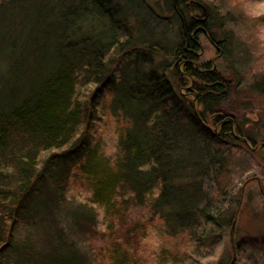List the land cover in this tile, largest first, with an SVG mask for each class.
Listing matches in <instances>:
<instances>
[{
  "label": "trees",
  "instance_id": "obj_1",
  "mask_svg": "<svg viewBox=\"0 0 264 264\" xmlns=\"http://www.w3.org/2000/svg\"><path fill=\"white\" fill-rule=\"evenodd\" d=\"M243 2L0 0V263L143 264L128 232L157 222L168 237L154 264H233V237L228 261L205 256L233 232L245 190L220 178L223 146L264 149L231 101L245 89L264 96L248 48L264 14L245 44L235 23ZM201 35L224 63L198 61ZM72 178L90 190L79 204ZM134 204L149 208V222L117 229ZM75 231L104 244L85 251Z\"/></svg>",
  "mask_w": 264,
  "mask_h": 264
},
{
  "label": "rangeland",
  "instance_id": "obj_2",
  "mask_svg": "<svg viewBox=\"0 0 264 264\" xmlns=\"http://www.w3.org/2000/svg\"><path fill=\"white\" fill-rule=\"evenodd\" d=\"M147 1L151 4H155L158 0ZM239 11H242V17L241 20H239V16L236 14L237 18L235 23L237 22L245 28L246 32L244 36H239L240 40L242 39L245 43L247 41L246 36L251 35V30L247 26H252L253 21L258 20L259 15L264 14V0H246V2H243L242 9L237 11L238 14ZM168 13L169 12H165V14ZM257 27L258 30L254 36L255 39L252 40L251 46L248 48L252 50L251 55H253V59L250 60L249 64L253 62L260 68V70H258V68L255 67L252 74L257 72L256 76L259 78L260 73L264 71V23L259 22ZM200 42L203 45L198 55V61L200 63L209 61L215 64L218 62L224 63V59L220 58L221 51L210 38L201 35ZM248 76H251V74ZM249 81L250 80L244 81L242 86L248 85ZM232 95L231 101L234 102L236 106L241 105L240 107L243 108L240 115L237 116L236 113V115H234L238 121L245 122L244 129L255 135V137L264 136V96L257 92H248L247 89L239 94L234 93ZM106 99L107 96L105 95L102 102L105 103ZM240 107H237L238 111ZM97 125L100 133L107 131L105 132L107 138L104 141L105 152H113L116 136L110 130L112 127H106L104 119L103 121L97 122ZM95 128L97 129V127ZM257 141L261 143L255 148L251 143H248V145L246 142L241 141L231 143L229 146H223L225 152L229 154L230 161L228 162V173L222 175L220 178L222 181L228 180V183H231L232 187L230 190L233 191L235 189L234 194L238 193L237 191L241 185L244 186L245 190L241 194L240 199H242V201L240 202L242 203H240V208L238 209V216L233 232L231 233V229L228 228L225 230L226 233L222 236L219 243L209 248L206 252V260H212L214 263H218L219 259H222L224 262L228 261L232 252L231 237H233L236 246L235 261L233 264H264V149H260V146L263 144L262 140ZM71 180L73 184L70 195L73 198V204H79V201H85L84 199L89 195L90 190L86 189L85 186L79 185L75 182L74 178ZM207 182L208 188L214 187L212 180H207ZM234 205L235 208L239 204L235 202ZM99 212L101 223L99 222L100 226L98 230L104 231L106 230V226L103 224V221L106 220L105 212H102L100 209ZM152 216V212L149 208L146 209L134 204L133 208L130 207L127 214L124 215L125 218L120 219L118 217L115 219L116 228L129 227L128 229H132L131 227L136 222H149ZM61 219L65 222L64 224L66 227L69 228L68 217L63 216ZM160 225V223L151 222L145 225L147 228H145L146 230L141 228L143 226L138 228L135 226V230L128 232L132 245L135 247L133 250L136 252L138 251L137 258L144 262L143 264H154L155 258L161 250L159 246L168 237L161 232ZM28 231L29 229H22L17 233L20 236L26 234ZM71 235L78 241V244L83 250H87L88 252L92 250L90 240L94 238L86 241L87 238L76 231L71 233ZM97 238L98 239H94L93 243L100 247L104 244V242L100 240L102 238L100 233L97 235ZM8 262V259L4 258L0 264H7Z\"/></svg>",
  "mask_w": 264,
  "mask_h": 264
},
{
  "label": "water",
  "instance_id": "obj_3",
  "mask_svg": "<svg viewBox=\"0 0 264 264\" xmlns=\"http://www.w3.org/2000/svg\"><path fill=\"white\" fill-rule=\"evenodd\" d=\"M196 3H197L198 5H200V6L202 7L204 13H206V11H207L206 6H205L203 3L199 2V1H196Z\"/></svg>",
  "mask_w": 264,
  "mask_h": 264
}]
</instances>
